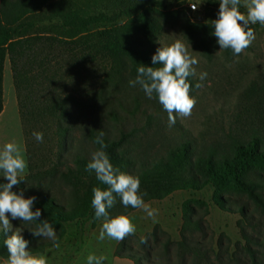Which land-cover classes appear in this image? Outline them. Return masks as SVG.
<instances>
[{"label":"rangeland","instance_id":"1","mask_svg":"<svg viewBox=\"0 0 264 264\" xmlns=\"http://www.w3.org/2000/svg\"><path fill=\"white\" fill-rule=\"evenodd\" d=\"M198 2L152 0L147 7L158 30L151 41L144 39L143 49L155 52L160 46L159 41L167 45L179 35L191 44L194 51H198L195 55L199 64L194 79L197 81L202 71L208 74L202 87L194 89L192 93L197 101L191 115L177 117L172 127H168V114L156 99L145 97L138 86H129V80L134 79L136 73L132 71L128 57L112 60L99 55L95 62L82 66L65 54L59 56L56 95H72L84 100L85 106L70 103V116L67 120L62 119L63 126L68 127V130L62 136L56 119L46 114L39 120L34 118L37 114L22 115L10 61L8 57L5 59L2 72L0 147L5 142L15 140L28 165L24 173L26 180L13 186V191L23 190L25 196L36 195L38 199L51 197L60 205L70 208L75 191L60 178L59 173L68 164H72L74 154H90L96 150L86 136L91 127H104L111 136H118L120 130L134 131L130 142L134 154L149 159L165 154L170 147L182 141H190L197 150L212 145L227 146V134L231 127L238 131L236 128L240 126L233 122L235 115L255 98V94L249 93L251 86H262L264 97V26L250 25L256 38L238 57L229 54L228 50L219 51L216 38L211 34V20L217 17L219 3L202 0L193 10L191 4L197 5ZM99 10L98 0H52L45 15H42L43 19L35 18V22L60 23L68 13H92ZM195 24L209 25L208 33L201 29L194 30ZM108 26L109 23H100L93 26L92 31L97 33ZM69 35H74V32ZM203 43L208 45L209 50ZM95 44L101 52L102 42L95 39ZM47 88V83L40 86L39 98L50 96L45 91ZM114 113L118 115L117 119ZM33 131L43 133L42 143L35 141ZM0 182L6 181L0 177ZM214 193L215 188L209 183L201 188L178 189L162 199L146 201L150 207L158 210L156 216L148 218L142 209L130 211L127 215L134 218L136 231L121 241L107 238L98 241L96 237L103 221L93 220L90 216L54 225L58 248L51 241L33 237L27 228H24L22 234L30 241L29 248L47 254L49 264H86L89 253L104 254L107 257L105 264H135L128 257L129 254L141 257L144 264H164L168 259H180L178 242L183 237L187 241L201 242L208 257L207 261L197 254L187 252L186 264H238L235 257L247 258L244 253L237 252V244L244 243L238 224L241 214L238 210H227L218 205ZM222 194L229 201L242 199L257 224L256 228L248 230L264 236V214L255 208L246 195L232 191H224ZM186 206L192 209L193 216V212L198 213L201 228L182 230ZM38 223L22 222V225L35 228ZM12 224L14 228L22 226L19 220H13ZM254 247L264 251L263 247L256 244ZM218 253L222 254V262L217 260ZM6 257L7 250L4 247L0 250V258Z\"/></svg>","mask_w":264,"mask_h":264},{"label":"trees","instance_id":"2","mask_svg":"<svg viewBox=\"0 0 264 264\" xmlns=\"http://www.w3.org/2000/svg\"><path fill=\"white\" fill-rule=\"evenodd\" d=\"M50 1L52 0H0V112L3 65L8 57L22 115L37 114L39 116L33 117L39 120L46 114L53 120L56 119L61 129L60 134L65 136L68 127L63 126L62 119L69 118L70 103L79 107L85 105L84 100L72 95H56L59 56L66 54L82 66L95 62L99 55L112 60L128 57L132 71L136 73V68L141 64L152 66L151 56L154 52L143 49L144 39L151 41L158 25L147 12L152 0H98L99 11L71 12L60 23L36 24L35 18L43 19L42 15H45ZM104 22L109 23V26L97 33L92 31L93 26ZM193 26L194 30L201 29L208 33L209 25ZM70 32H74V35H69ZM142 34L143 37L140 36ZM95 39L102 42L101 52L96 49ZM203 44L209 50L208 45ZM228 53L232 54L230 49ZM190 79L193 83L196 82V79ZM44 83H47L45 91L50 96L44 95L45 99H41L38 94ZM249 93L255 94L256 99L252 103H246L235 115L233 122L240 126L236 128L238 131L231 127L226 147L212 145L197 150L190 141H182L170 147L165 154L149 159L147 156L134 154L130 146L134 136L132 130H120L118 136H111L104 127L97 126L89 128L86 136L97 149L99 145L93 141L98 131L105 133L106 151L111 161L122 171L139 175L141 189L147 193L145 202L162 199L178 189L201 188L211 183L215 188L214 199L217 204L227 210H238L241 214L238 224L244 243L237 244V252L244 253L247 258L235 257L237 263L264 264V251L254 247L256 244L264 248V236L255 235L248 230L257 227L255 217L242 199L229 201L222 194L224 191L242 193L264 214L263 87L253 84ZM113 116L116 119L118 117L115 113ZM89 159L88 153H76L72 156V164L60 171V178L75 191L70 208L60 205L51 197L38 199L36 207L42 210L41 220L48 219L53 225L86 216L96 220L91 207L92 188L104 186L95 179L94 173L84 170ZM190 209L188 206L185 208L182 230L202 226L198 213L193 212V216ZM132 210L135 209L124 208L117 198V203L110 212L113 216L127 215ZM3 239L1 235L0 243H3ZM4 247L0 244V250ZM178 249L180 259H168L164 264H186L187 252L208 261L206 249L199 241H187L183 237L178 242ZM128 257L135 264H144L137 255L129 254ZM217 260L222 262V254H217Z\"/></svg>","mask_w":264,"mask_h":264},{"label":"clouds","instance_id":"3","mask_svg":"<svg viewBox=\"0 0 264 264\" xmlns=\"http://www.w3.org/2000/svg\"><path fill=\"white\" fill-rule=\"evenodd\" d=\"M197 5L191 4L193 10ZM219 3L217 17L211 20L216 44L219 51L230 49L233 56L238 57L256 38L250 25L264 26V0H213ZM243 9V11L241 10ZM160 43L151 56L152 66L141 64L136 68V76L129 80L130 87H139L145 97L156 99L162 110L168 114V127L175 125L177 117H188L196 104L194 89L202 87L207 72L199 73L198 80L193 83L190 78L197 77L199 59L191 44L176 36L167 45ZM35 141L42 143L44 135L33 131ZM105 133L100 130L93 141L99 147L90 153V159L85 171L94 173L101 186L92 188L91 207L93 218L102 220L98 241H121L126 236L135 233L134 218L126 214L111 215L119 198L124 208L142 209L148 218H154L157 209L145 202L147 193L141 189L139 175L122 171L114 165L106 151ZM27 161L20 145L13 141L5 142L0 147V177L6 182H0V235H3V246L6 247V259L0 258V264H49L45 253L29 248L30 241L23 233L27 228L33 237L51 241L54 247H59L57 230L48 219L41 220L42 210L36 207V195L25 196L24 191H13V186L26 180ZM19 220L21 225L39 221L35 228L17 226L12 221ZM9 233H11L9 235ZM104 254L89 253L86 264H105Z\"/></svg>","mask_w":264,"mask_h":264},{"label":"built area","instance_id":"4","mask_svg":"<svg viewBox=\"0 0 264 264\" xmlns=\"http://www.w3.org/2000/svg\"><path fill=\"white\" fill-rule=\"evenodd\" d=\"M194 5V4H193ZM195 6V5H194Z\"/></svg>","mask_w":264,"mask_h":264}]
</instances>
